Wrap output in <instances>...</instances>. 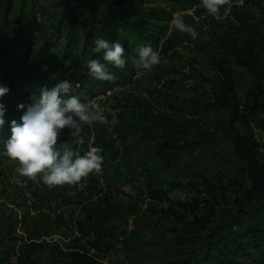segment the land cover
<instances>
[{"label":"crops","instance_id":"0c3cea01","mask_svg":"<svg viewBox=\"0 0 264 264\" xmlns=\"http://www.w3.org/2000/svg\"><path fill=\"white\" fill-rule=\"evenodd\" d=\"M1 1L0 62L13 64L14 77L23 82L27 71L25 66L20 68L18 62L24 50L11 46L16 25L5 23V6ZM50 1L41 0L40 4L51 13ZM231 1L224 0L221 9ZM62 2L63 0H60L59 9L52 17L40 18L35 33L39 40L34 45L31 56L51 52L62 58L64 41L49 47L46 43L43 46L44 41L41 38L60 16ZM155 6L158 9L173 10V18L182 15L185 23L197 30V38L193 39L188 32L177 29L172 19L166 38H177V47L151 70L137 72L128 80L116 73L115 79L112 80L115 84L110 88L105 87L106 81L97 80L89 74L87 60L102 58L97 57V53H93L91 47L83 49L81 43L76 46L68 59L60 62L56 73L51 77L52 86L62 79L69 80L72 85L70 95L79 96L90 106L94 105L93 101L97 96H100L99 106L102 109L111 98L124 106L115 123L109 113L103 123L97 121L91 123L95 130V140L91 146L79 144L77 135H70L71 130L67 127L60 133L59 141L65 142L80 154L92 146L102 148L101 154L104 159L101 170L90 173L75 184L66 183L50 187L43 183L39 176L36 179L22 176L18 172V161L9 158L4 153L3 146H0V262L2 264H8L6 259L14 250L18 251L19 256H23L20 264H29L30 259L37 254L38 264H69L68 259L61 256L60 251L69 252L80 247L88 249L90 254H97L99 263L104 264L108 257L105 254V249H108L106 242L111 236L116 246L125 249L128 254L124 252L129 260L131 258L136 264H168L171 260L185 259L189 251L194 250L198 252L199 264H264V218L259 228L250 231L247 222L238 225L227 215L222 217L219 224L227 225L217 230L210 239L218 242L209 253L204 237L191 236L183 232L192 220L190 214L182 222L176 221L173 217H166L164 222L170 220L173 226L170 227L165 223L151 226L150 236L141 230L145 225L139 222L133 224L132 219H129V224L125 221L122 226L115 223L116 217L112 214H120L121 210L122 213H128L130 218H132L130 210L134 211V215L137 211L141 212L136 207L126 209L121 205L123 199L130 197L137 201L138 197L134 189L142 193V198L145 196L146 203L143 205L145 210L150 198L146 195L144 174L152 163L155 166L153 176L169 190L170 198L185 203L204 196L202 176L215 178L220 171L232 175L225 172L226 170H221L222 166L217 164L213 157L209 158V164L217 170L206 172L204 166H208V163H204L205 153L196 145H187L179 152L161 158L152 150V139L161 134L170 136L184 134L192 140L205 142L203 137L210 135L206 128L210 126L208 122L213 111L203 115L208 107L206 102L200 99L206 101L212 98V94L209 93L212 85L204 82L203 77L208 76L213 80L217 78L216 72L208 65V55L216 53L217 48H221L222 45L232 46L236 41L248 38L250 31L261 32V21L256 7L264 9V0H248L245 6L234 8L241 18L245 32L243 38L238 40H236L238 34L225 33V36L221 37L219 32L221 29L217 26L229 22L214 18L203 7L201 0H163ZM22 7L23 0H15L9 20L14 21L21 13ZM199 26L208 27V32L204 28L200 29ZM127 58L133 67L132 57ZM83 65L85 68L80 73V67ZM200 65L205 69H201ZM9 71L10 69H7L5 74ZM241 74L249 77V80L240 81ZM234 76L240 94L248 92L256 83L255 77L248 74L243 67H235ZM3 78L0 76V84L5 85L7 83ZM77 81H81L84 86L76 88ZM108 89L112 94L106 93ZM194 97L197 99H193ZM192 109L196 110V114ZM22 113L15 114L13 119L19 122ZM164 115L168 118H164ZM219 115L227 124L229 112L220 109ZM201 117L203 119H200ZM181 118L184 119L183 122L179 121ZM189 121L193 124L192 128ZM194 128H197L196 132ZM213 130L215 134L210 136L222 137L221 132ZM255 130L257 137L260 136L259 139L264 140V128L257 122H253L244 132L251 135ZM229 145L231 156L236 157L234 148ZM13 176L19 180L15 182ZM98 183L109 188L113 187L115 190L102 196H95V186ZM45 195L49 198L44 202V206L34 208L33 202ZM229 200L232 201L233 197L230 196ZM100 211H102L101 215H99ZM150 224L152 223L148 225ZM176 227L178 233L172 230ZM147 229L148 226L145 230ZM205 235L204 232L203 236ZM99 236L102 238L99 242L100 249L93 246ZM32 249L39 251L34 253L30 251ZM217 250L223 251L217 255L214 253L215 251L218 253ZM225 252L229 253L226 256V259H230L229 262L222 255L226 254ZM113 264L117 263L113 261Z\"/></svg>","mask_w":264,"mask_h":264},{"label":"trees","instance_id":"16d2710c","mask_svg":"<svg viewBox=\"0 0 264 264\" xmlns=\"http://www.w3.org/2000/svg\"><path fill=\"white\" fill-rule=\"evenodd\" d=\"M40 1L23 0L21 13L14 21L9 20V15L14 9L15 0L1 1L5 6V23L16 25L11 46L24 50L18 66L20 68L25 66L27 76L23 82L17 80L12 71L13 64L0 62V76L4 77L7 83L5 85L10 88L3 97L7 111L5 126L0 130V146H3L2 140H6L11 135L10 121L13 120L14 115L23 112L17 108V105L31 103L33 95L38 93L42 86L51 87V77L56 73L57 66L73 54L79 43L82 44L83 49H86L93 48L94 41L98 37L117 40L124 45V55L132 58L136 56L139 46L151 44L159 51L161 59L178 45L177 38H166L173 19V10L158 9L155 6L163 0H63L60 16L55 19L50 30H46L41 37L49 47L64 41L62 58L51 52L31 56L34 45L39 40L35 33L40 18L52 17ZM97 57L102 58L101 54H97ZM207 62L216 72L217 81L203 77L204 82L212 85L209 91L212 98L206 101L200 99L208 105L203 115L205 116L209 111L217 115L220 109L229 112L227 124L217 118L212 125L225 135L234 148L238 168L236 176L222 171L215 178L202 176L204 196L185 203L170 198L169 190L153 176L155 167L153 163L144 175L147 197L158 203H170L167 206L157 204L160 206L157 207V211L166 217L175 218L178 222L184 221L189 214L192 215V220L183 232L191 236L204 237L209 253L218 242L210 239L217 230L225 226L218 224L220 218L227 215L238 225L247 222L250 231L259 228L264 218V152L261 151L262 145L255 134L249 135L244 132L253 122L259 123L264 128V34L250 31L248 38L232 46L222 45L221 48H217L216 53L208 55ZM235 66L243 67L256 79L255 85L245 94H240L237 89ZM7 69L10 71L5 74ZM110 71L121 74L128 80L135 73L144 70H138L134 65L132 67L128 60L124 69L110 66ZM114 84V81H106L105 87L110 88ZM192 112L196 114L195 109H192ZM163 117L168 118L167 115ZM202 117L200 119H203ZM187 145L205 147L200 140H192L184 134L179 136L161 134L152 139V150L161 158L175 154ZM230 196L233 197L232 201L229 200ZM48 198L47 195L38 198L33 202L34 208L44 206ZM260 200H263L262 204L256 206L255 204ZM172 230L178 233L177 227ZM204 232L205 236H203ZM101 240L100 236L97 237L93 246L100 249ZM106 246L110 248V242L107 241ZM60 254L68 259L69 264H100L98 255L90 254L85 247L69 252L60 251ZM22 259L23 256L20 255L18 263H21ZM197 260L198 252L194 250L189 251L185 259L171 260L168 264H199ZM132 263L136 264L133 261Z\"/></svg>","mask_w":264,"mask_h":264},{"label":"clouds","instance_id":"9594fccd","mask_svg":"<svg viewBox=\"0 0 264 264\" xmlns=\"http://www.w3.org/2000/svg\"><path fill=\"white\" fill-rule=\"evenodd\" d=\"M224 0H201L209 14H218ZM172 23L188 32L193 39L197 38V30L187 25L182 15H176ZM93 53L101 54L102 59L89 58L87 67L89 74L101 81H112L115 74L111 67L124 69L128 58L124 55V45L117 40L98 37L94 41ZM161 62L158 50L151 44L137 48L132 58L138 70H151ZM71 82L62 79L54 86H42L32 97V102L17 105L23 110L19 122L10 121L11 135L2 140L4 153L14 161H18V172L22 176L36 179L38 176L48 186L75 184L94 171H99L103 164L102 148L92 146L80 154L68 144L59 141L60 133L66 127L71 129L70 135H78L82 124L94 121L103 123L105 117L99 105L90 106L77 95H70ZM10 88L0 84V130L6 123V106L3 97Z\"/></svg>","mask_w":264,"mask_h":264},{"label":"rangeland","instance_id":"374dc122","mask_svg":"<svg viewBox=\"0 0 264 264\" xmlns=\"http://www.w3.org/2000/svg\"><path fill=\"white\" fill-rule=\"evenodd\" d=\"M60 3V0H51L50 1V7H49V10L51 11V13L50 14H52V16L55 14V12L56 11H58V9H59V6H58V4ZM49 6V5H48ZM171 6H173V5H171ZM54 13V14H53ZM200 27V29H202V28H204L205 30H206V32H208V27H206V26H199ZM218 28H220L221 30H219V32H220V35H221V37H224L225 36V33L227 34V35H229V34H238V38H236V40H238V39H241V38H243V32H244V29L242 28V25H240V26H234V25H232V24H230V23H227V24H224V25H221V26H217ZM242 28V29H241ZM245 33V32H244ZM237 37V36H236ZM43 41H44V44H43V46L45 45V43H46V41L43 39ZM240 41H242V40H240ZM239 40L238 41H236V43H238V42H240ZM235 43V44H236ZM230 46V45H229ZM14 60V59H13ZM15 61V60H14ZM15 65H17V63L15 64ZM36 65H39V66H42L41 64H36ZM33 66H35V65H33ZM37 67V66H36ZM201 69H205V67L204 66H202V65H200L199 66ZM235 67H237V66H235ZM84 68H85V65H83V66H81L80 67V73H82L83 72V70H84ZM205 76V75H204ZM205 77H208V76H205ZM249 80V77H247L246 75H243V74H241L240 75V81H244V82H246V81H248ZM215 81H217V78H216V80ZM75 87H76V82H75ZM77 88V87H76ZM179 88V87H178ZM181 92H182V90H181ZM210 93V92H209ZM207 107H208V105H207ZM217 118H220L221 119V121L224 123V124H226V120L225 121H223L222 120V117L219 115V114H217L216 115V113L215 112H212V116H211V119H210V122H208V125H210V126H208V128H206L207 130H209L208 132H210V135H212V134H215V133H213V132H215L213 129H215V127H214V125H212L214 122H215V120L217 119ZM183 120L184 119H182L181 118V120H179L180 122L182 121L183 122ZM179 122V123H180ZM188 123H191V125L189 124V126H191V128L193 127V124H192V122H188ZM188 123H187V125H188ZM181 124V123H180ZM216 130V129H215ZM194 131L196 132L197 131V128H194ZM198 134V133H197ZM220 134H222V133H220ZM208 135V134H207ZM210 135H208L207 137H203L204 138V140H205V142L202 140L201 142L204 144V146L205 147H203L202 148V150L204 151V155H205V158H204V163H208V166H204V169H206V172H212V171H215V170H217L215 167H213V165L212 164H209L210 163V157H213L214 159H215V162L218 164H220L221 166H222V168H221V170H223V171H225V172H228V173H232V175H235L236 173H237V171H238V168H237V158L236 157H232L231 156V151H229L230 149H231V147H230V149H228L229 148V142L227 141V139H226V137H225V135H223L222 134V137H220V136H218V135H216L217 137H212V136H210ZM200 137H202L201 135H200ZM259 138H261L260 136H258V139ZM262 139H259L258 141H259V143H260V145H262V147L264 148V140H262ZM229 145V146H228ZM146 155H144V157H145ZM201 156H202V154H201ZM207 158V159H206ZM227 174V173H226ZM165 188V187H164ZM135 190V193H136V195H137V201H134L133 199H132V197H130V199H123V202L121 203V205H122V207H125L126 209H129V208H132V209H134L135 207L136 208H138V210H141V212L140 211H137V214H133L134 213V211H132V210H130L131 211V213H132V218H130L129 217V214L128 213H122V210L121 211H119L120 212V214H122V217H120V214L118 213V214H112V215H114L115 217H116V219H115V223H117V225L118 226H122L124 223H125V221H129V219H132L133 220V224H135L136 222H139V223H142L143 225H145V226H143V228H141V230L146 234V235H148V236H150L151 235V231H150V227L151 226H154V225H162L163 223H165L166 225H168V226H170V227H172L173 226V223H172V221H170L169 220V222H164V219L166 218V216H164L160 211H157L158 210V208L157 207H160V206H157V204H159V205H169L170 203L169 202H164V203H158L156 200H153V199H150L149 201H148V203H147V205L145 206V210H144V207H143V205L146 203L145 202V196L142 198V193H140L137 189H134ZM142 202V203H140V201ZM139 201V202H138ZM262 202H263V200H260V201H258L255 205L256 206H259V205H261L262 204ZM134 203H136L137 205H135ZM134 204V205H133ZM172 204V203H171ZM143 208V209H142ZM102 214V211H100L99 212V215H101ZM127 214H128V216H127ZM106 216H111V215H106ZM105 216V217H106ZM220 219H222V218H220ZM218 220L217 222H218V224H219V222L221 223V220ZM163 221V222H162ZM161 222V223H160ZM149 223H152V224H150V225H148ZM128 224H129V222H128ZM147 226H148V229L147 230H145L146 228H147ZM226 226V225H225ZM114 240H113V237L111 236V238H109V241L108 242H110V244H111V246H110V248H108V251H106L105 252V254H107L106 256H108L107 257V259L105 260L106 261V263L104 262V264H113V261H115V262H117L114 258H112V254H113V251L117 248V247H119V246H116V242H113ZM203 241V240H202ZM120 248V247H119ZM122 249V248H121ZM31 252H34V253H37L39 250L38 249H32V250H30ZM124 251L127 253V251L124 249ZM218 251V253L215 251L214 253L215 254H217V255H219L220 253L219 252H221V251H223V250H217ZM18 252V251H17ZM226 254H222V255H224V257H225V259H226V256H227V254H229V253H227V252H225ZM10 254V253H9ZM128 254V253H127ZM19 255V254H18ZM38 254H37V256L36 257H34V258H32V259H30V262H29V264H38L37 263V261H38ZM231 256V255H230ZM226 260H228V262H229V260L230 259H226ZM9 264V263H8ZM17 264H20V263H17ZM229 264V263H228ZM238 264V263H237Z\"/></svg>","mask_w":264,"mask_h":264},{"label":"built area","instance_id":"2783aa9c","mask_svg":"<svg viewBox=\"0 0 264 264\" xmlns=\"http://www.w3.org/2000/svg\"><path fill=\"white\" fill-rule=\"evenodd\" d=\"M247 1L248 0H232L226 7L221 9L218 14H211V15L214 18L221 20L223 22H229L230 24H232L234 26H240V25H242L241 18L235 12L234 8L238 7V6L239 7L245 6L247 4ZM256 11H257V15L261 21V32L264 34V9H262L260 7H256ZM83 86H84V84L81 81L76 82L77 88H82ZM106 93L108 95L112 94L110 89H108ZM99 99H100V96H97L94 98L93 107L95 105H99ZM102 110H103V115L105 117V120L107 119V115L109 113L113 116V123H115L118 120L120 114L123 112L124 106L120 102H117L114 98H111L109 103ZM254 134L258 140L257 130L254 131ZM77 139H78V143L81 145H87V146L92 145V143L95 140V130L92 128L91 124H89V123L82 124L81 131L77 135ZM260 149H261V151L264 152V148L262 146ZM13 180L15 182H17L19 179L17 177L13 176ZM114 190L115 189L113 187L109 188L108 186H104L103 184L98 183L96 185L94 195L95 196H98V195L102 196L103 194H106L108 192H112ZM18 257H19V255H18L17 250H14L13 252H11L9 254L8 258L6 259V262H8L9 264H17ZM112 258H114L117 261L116 262L117 264H132L131 261L129 260V258L127 257L126 253L124 252V250H122L119 247H117L113 251ZM0 264H2V263L0 262Z\"/></svg>","mask_w":264,"mask_h":264}]
</instances>
